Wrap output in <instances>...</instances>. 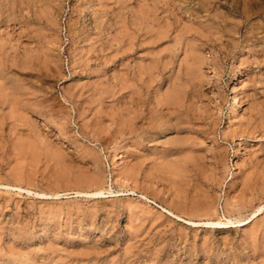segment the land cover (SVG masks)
I'll return each instance as SVG.
<instances>
[{
	"label": "rangeland",
	"instance_id": "374dc122",
	"mask_svg": "<svg viewBox=\"0 0 264 264\" xmlns=\"http://www.w3.org/2000/svg\"><path fill=\"white\" fill-rule=\"evenodd\" d=\"M152 1L0 0V264H264V5Z\"/></svg>",
	"mask_w": 264,
	"mask_h": 264
},
{
	"label": "bare ground",
	"instance_id": "6f19581e",
	"mask_svg": "<svg viewBox=\"0 0 264 264\" xmlns=\"http://www.w3.org/2000/svg\"><path fill=\"white\" fill-rule=\"evenodd\" d=\"M153 1H154V0H153ZM153 1H152V2H153ZM155 1H156V0H155ZM202 1H203V0H202ZM221 1H222V0H221ZM227 1H229V0H227ZM152 2H151V3H152ZM162 2H163V1H162ZM170 2H171V1H170ZM187 2H188L187 0H183V1H179V4L176 3V7H175V8H177L178 11L181 9V11L178 12V13L180 14V16H182L181 14H183V13L185 14V12H188V11H192V10H193V9L191 10L190 7L187 6ZM203 2L205 3V1H203ZM213 2H214V1H213ZM219 2H220V0H219ZM237 2H238V3H241V5L244 4V7H245V8H246V7H247V8H252V7H257V6H263V5H264V0H237ZM154 3H155V2H154ZM154 3H153V4H154ZM156 3H157V2H156ZM165 3H166V2H165ZM198 3H202V2H198ZM216 3H217V2H216ZM224 3H225V2H224ZM226 3H227V2H226ZM163 4H164V3H163ZM166 4H167V3H166ZM172 4H173V3H172ZM229 4H230V3H229ZM229 4H228V5H229ZM147 5H148V4H147ZM147 5H146V6H147ZM150 5H151V4H150ZM198 5H199V4H198ZM213 5H214V4H213ZM216 5L219 6L218 4H216ZM224 5H225V4H223V6H224ZM154 6H155V5H154ZM154 6H152V8H154ZM156 6L158 7V4H157ZM159 6H160V5H159ZM161 6H162V5H161ZM161 6H160V7H161ZM165 6H166V5H165ZM171 6H172V5H171ZM186 6H187V7H186ZM217 6H216L215 8H217ZM237 6H238V4H237ZM242 6H243V5H242ZM150 7H151V6H150ZM172 7H173V6H172ZM221 7H222V6H221ZM221 7H220V8H221ZM146 8H147V7H146ZM146 8H145V9H146ZM148 8H149V6H148ZM148 8H147V9H148ZM152 8H149V9H152ZM155 8H156V7H155ZM193 8H194V7H193ZM215 8H214V9H215ZM226 8H227V7H226ZM229 8H230V7H229ZM235 8H237V7L235 6ZM242 8H243V7H242ZM156 9H157V8H156ZM156 9H154V12H155ZM166 9H167V8H165V10H162V12L166 11ZM194 9H196V8H194ZM231 9H232V8H231ZM233 9H234V8H233ZM243 9H244V8H243ZM169 10H170V9H169ZM173 10H174V9H173ZM215 10H216V9H215ZM225 10H226V9H225ZM225 10H224V11H225ZM150 11H151V10H150ZM150 11H149V12H150ZM167 11H168V10H167ZM167 11H166V12H167ZM175 11H176V10H175ZM175 11H173V12H175ZM212 11H213V10H212ZM224 11H223V13H224ZM228 11H229V10H228ZM260 11H261V10H260ZM260 11H259V12H260ZM152 12H153V11H152ZM157 12H158V11L156 10L155 13L157 14ZM160 12H161V11H160ZM168 12H169V11H168ZM213 12H214V11H213ZM247 12H251V10H247ZM141 13H143V11H142ZM141 13H140V14H141ZM144 13H145V12H144ZM164 13H165V12H164ZM176 13H177V12H176ZM236 13H238V12H236ZM254 13H255V12H254ZM262 13H263V12H262ZM166 14L169 16L168 13H166ZM173 14H174V13H173ZM179 14H178V15H179ZM209 14H210V13H209ZM240 14H241V13H240ZM257 14H258V13H257ZM259 14H260V13H259ZM162 15H163V13H162ZM190 15H191V14H190ZM215 15H216V14H215ZM218 15H219V13H218ZM234 15H235V14H234ZM252 15H253V13H252ZM141 16H142V14H141ZM152 16H153V14H152ZM160 16H161V14H160ZM168 16H165V17H166L165 19L167 20V22L169 21V20H168ZM180 16H179V17H180ZM221 16H222V15H221ZM224 16H225V15H224ZM229 16H230V15H229ZM235 16H236V15H235ZM246 16H247V14H246ZM250 16H251V15H250ZM250 16H249V17H250ZM257 16H258V15H257ZM261 16H262V15H261ZM263 16H264V14H263ZM0 17H1V16H0ZM147 17H148V15H147ZM170 17H171V16H170ZM185 17H186V16H185ZM215 17L217 18V16H215ZM231 17H232V15H231ZM137 18H138V17H137ZM144 18H145V16H144ZM149 18H150V17H149ZM154 18H155V16H154ZM171 18H172V17H171ZM181 18H182V17H181ZM243 18H244V16H243ZM251 18H252V17H251ZM251 18H250V19H251ZM0 19H1V18H0ZM5 19H6V18H5ZM156 19H160V18H157V17H156ZM179 19H180V18H179ZM182 19H183V18H182ZM184 19H185V18H184ZM184 19H183V21H184ZM186 19H187V18H186ZM186 19H185V20H186ZM195 19H196V18H194L193 20H195ZM217 19H218V18H217ZM220 19H222V18H220ZM220 19H219V20H220ZM224 19H225V18H224ZM248 19H249V18H248ZM250 19H249V20H250ZM166 20H165V21H166ZM190 20H191V17H190ZM232 20H233V19H232ZM149 21H150V20H149ZM155 21H156V20H155ZM170 21H171V20H170ZM179 21H180V20H179ZM188 21H189V20H188ZM191 21H192V20H191ZM191 21H189V22L192 23L191 25H193V22H191ZM204 21H205V20H204ZM239 21H240V20H239ZM160 22L162 23V21H160ZM173 22H174V21H173ZM198 22H199V21H198ZM201 22H203V21H201ZM158 23H159V22H158ZM168 23H170V22H168ZM196 23H197V22H196ZM226 23H227V22H226ZM240 23H241V22H240ZM246 23H247V22H246ZM246 23H245V24H246ZM171 24H172V23H171ZM180 24H181V23H180ZM180 24L178 23L179 26H182V25H180ZM228 24H229V23H228ZM139 25H140V24H139ZM145 25H146V23H145ZM165 25H166V24H165ZM169 25H170V24H169ZM169 25H168L167 27L170 28ZM172 25H173V24H172ZM176 25H177V24H176ZM198 25L200 26V24H198ZM202 25H203V24H202ZM223 25H224V24H223ZM238 25H239V24H238ZM238 25H236V26H238ZM242 25H243V24H242ZM147 26H148V25H147ZM193 26H194V25H193ZM216 26H217V25H216ZM177 27H178V26H177ZM221 27H222V25H221ZM240 27H241V26H240ZM169 28H168V29H169ZM174 28H175V26H174ZM181 28H183V27H181ZM190 28H191V27H190ZM222 28H223V27H222ZM224 28H225V27H224ZM235 28H236V27H235ZM163 29H164V28H163ZM172 29H173V28H172ZM177 29H178V28H177ZM203 29H204V28H203ZM237 29H238V28H237ZM175 30H176V29H175ZM197 30H199V29H196V31H197ZM160 31H161V29H160ZM172 31H173V30H172ZM189 31H191V30H189ZM228 31H229V29H228ZM233 31H234V30H233ZM252 31H253V30H252ZM146 32H147V31H146ZM176 32H177V31H176ZM185 32H187V31H185ZM193 32H194V31H193ZM218 32H219V31H218ZM138 33H139V32H138ZM140 33H141V32H140ZM144 33H145V32H144ZM149 33H150V32H149ZM159 33H160V32H159ZM161 33H162V32H161ZM164 33H165V32H164ZM164 33H163V34H164ZM182 33H183V32H182ZM231 33H232V32H231ZM253 33H254V32H253ZM142 34H143V33H142ZM147 34H148V33H147ZM169 34H170V33H169ZM195 34H196V32L194 33V35H195ZM227 34H228V33H227ZM143 35L145 36V34H143ZM143 35H141V36H143ZM150 35H151V34H150ZM152 35H153V34H152ZM152 35H151V36H152ZM154 35H155V34H154ZM166 35H167V32H166ZM166 35H165V36H166ZM179 35H180V33L178 34V36H179ZM182 35H183V34H182ZM191 35H192V34H191ZM228 35H229V34H228ZM148 36H149V35H148ZM156 36H157V35H156ZM158 36H159V35H158ZM176 36H177V35H176ZM209 36H210V35H209ZM188 37H189V36H188ZM194 37H195V36H194ZM196 37H198V36H196ZM149 38H150V37H149ZM149 38H148V39H149ZM156 38H157V37H156ZM156 38L154 37V39H156ZM189 38H190V37H189ZM200 38H201V37H200ZM232 38H233V37H232ZM143 39H144V37H143ZM146 39H147V38H146ZM175 39H176V37H175ZM185 39H186V38H185ZM193 39H194V38H193ZM233 39H234V38H233ZM140 40H141V39H140ZM188 40H189V39H188ZM188 40H187V42H188ZM197 40H198V39H197ZM143 41H145V40H143ZM165 41H166V40H165ZM193 41H194V40H193ZM200 41H201V39H200ZM200 41H199V42H200ZM146 42H147V41H146ZM153 42H155V41H153ZM156 42H157V41H156ZM182 42H183V40H182ZM205 42H206V41H205ZM189 43L191 44L192 41H191V42L189 41ZM195 43H196V42H194V44H195ZM197 43H198V42H197ZM201 43H202V42H201ZM182 44H183V43H182ZM192 44H193V43H192ZM118 45H119V44H118ZM187 45L189 46V44H187ZM196 45H197V44H196ZM200 45H201V44H200ZM202 45H203V44H202ZM238 45H239V43H238ZM140 46H141V44H140ZM185 46H186V45H185ZM188 46H186L185 48H189ZM197 46H199V44H198ZM190 47H191V46H190ZM238 47H239V46H238ZM155 48H156V47H155ZM193 48H197V47L194 46ZM198 48L200 49V46H199ZM190 50H191V48H190ZM192 50L194 51V49H192ZM201 50H202V49H201ZM201 50H197V49H196V52H197V51H201ZM187 52H188V51H187ZM188 53H189V52H188ZM193 53H194V52H193ZM190 54H192V53L190 52ZM190 54H189V56H190ZM193 55H196V54H193ZM191 56H192V55H191ZM197 56H198V55H197ZM199 56H200V55H199ZM199 56H198V57H199ZM195 57H196V56H195ZM193 58H194V56H193ZM193 58H192V59H193ZM153 60H155V59H153ZM195 60H196V58H195ZM197 60H199V59H197ZM191 62H192V60H191ZM152 63H154V65L156 64V62H154V61L151 62V64H152ZM201 63H202V62H201ZM189 64H190V63H189ZM194 65H195V64L190 65V66L192 67V66H194ZM198 65H200V64H198ZM148 66H149V65H148ZM148 66H147V67H148ZM196 66H197V65H196ZM150 67H151V66H150ZM153 67H155V66H153ZM195 68H196V67H195ZM197 68H198V67H197ZM191 69H192V68H191ZM193 69H194V67H193ZM193 69H192V70H193ZM144 70H145V69H144ZM188 70L191 71L190 68H189ZM194 71H195V70H194ZM196 71H197V69H196ZM139 72H140V70H139ZM191 72H192V71H191ZM191 74H192V73H191ZM6 79H7V77H6ZM8 80H9V79H8ZM8 80H7V81H8ZM12 80H13V78H12ZM9 81H10V80H9ZM6 86H7V85H6ZM167 95H168V94H167ZM237 97H238V95L234 96L236 102L238 101ZM169 99H170V98H169ZM164 104H165V103H164ZM238 104H240V101H238ZM171 105H172V104H171ZM165 106H166V105H165ZM236 106H237V105H236ZM169 107H170V106H169ZM234 107H235V105H234ZM237 107H238V106H237ZM235 110H236V109H235ZM160 116H161V115H160ZM165 116H166V115H165ZM166 118H167V117H166ZM175 118H177V117H175ZM160 119H161V118H160ZM171 119H172V118H171ZM169 120H170V119H169ZM169 120H168V121H169ZM178 122H179V121H178ZM166 124H167V123H166ZM163 128H164V127H163ZM143 130H144V129H143ZM156 130H157V129H156ZM151 133H152V131H151ZM167 136H168V135H167ZM148 137H149V136H148ZM150 138H151V137H150ZM148 139H149V138H148ZM154 140H155V139H154ZM151 141H152V140H151ZM151 141L149 140V142H151ZM122 147H123V145H122ZM162 167H163V166H162ZM92 193H93L94 195H95V194H102L103 191H102V190H98V191H96V192H92ZM261 206H262V205H261ZM261 206H260V207H261ZM259 209H261V208H259ZM252 214H253V213H252ZM238 218H239V217H238ZM239 219H240V218H239ZM244 220H245V219H244ZM193 222H194V221H193ZM193 222H192V223H193ZM204 222H206V221H204ZM204 222H203V223H204ZM229 222H233V221H232L231 219H228V220H226V221L220 219V220H218V221L213 222V224L215 223V224H224V225H225V224H227V223H229ZM237 222H238V221H237ZM239 222H240V221H239ZM248 222H249V221H245V223H248ZM194 223H196V222H194ZM209 223H211V221H210ZM227 225H228V224H227Z\"/></svg>",
	"mask_w": 264,
	"mask_h": 264
}]
</instances>
